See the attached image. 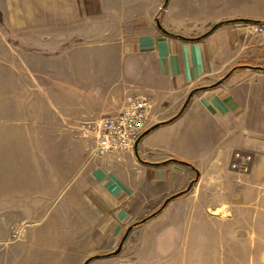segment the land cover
Here are the masks:
<instances>
[{"label":"crops","instance_id":"0c3cea01","mask_svg":"<svg viewBox=\"0 0 264 264\" xmlns=\"http://www.w3.org/2000/svg\"><path fill=\"white\" fill-rule=\"evenodd\" d=\"M241 18L260 22H230L199 41L158 25L196 38ZM263 20L264 0H0L8 152L37 159L30 183L0 185V202L19 188L33 196L20 225L0 208V264H85L99 254L87 264H199L197 253L201 264H264V71L241 69L194 94L179 119L133 149L99 157L82 135L128 95L152 101L149 130L240 62L264 65ZM236 151L255 155L241 181ZM195 179L114 254L131 225Z\"/></svg>","mask_w":264,"mask_h":264},{"label":"built area","instance_id":"2783aa9c","mask_svg":"<svg viewBox=\"0 0 264 264\" xmlns=\"http://www.w3.org/2000/svg\"><path fill=\"white\" fill-rule=\"evenodd\" d=\"M256 30L263 32L264 28L257 25ZM152 110L153 104L149 98L140 94L128 95L120 112L105 116L94 125H87L82 135L94 138L95 153L99 157L115 151L133 149L148 128ZM233 159L231 168L238 173V180H241L251 170L254 157L239 151L234 154Z\"/></svg>","mask_w":264,"mask_h":264},{"label":"rangeland","instance_id":"374dc122","mask_svg":"<svg viewBox=\"0 0 264 264\" xmlns=\"http://www.w3.org/2000/svg\"><path fill=\"white\" fill-rule=\"evenodd\" d=\"M251 23H254V22H251ZM3 81H4L3 85L5 87H9V79L6 78ZM12 100H13V96L9 95V93L3 94L0 97V150L4 151L0 155V185H6V187L9 185H26L30 183V174H29L28 169H32L35 166H37L36 164L37 159H30V157L28 156H25V155L22 156L21 153L20 155L19 154L15 155L14 153L10 154L8 152V149L11 148L13 145V143L9 142L8 140L12 139V135L14 133V130H13L14 128L12 125V112L11 110L9 111V107L12 106ZM95 143L96 141L94 139L88 138L85 142L86 148L88 150L89 149L91 150L93 146L95 147ZM263 145H264V141L262 143V152L264 153ZM236 152H239V151H236ZM243 153L250 154L246 152H243ZM253 157L255 160V155H253ZM233 158H234V155H233ZM233 158H232L231 164L234 160ZM31 161H33V163H31ZM252 165L253 163L251 164V167ZM15 191L17 192L15 196L16 199L13 196V197L7 198L6 201L3 200V202H0V208H4L6 210V217L9 220H10V214H11L12 219L17 221L15 222V224L20 225L21 220L24 217H29V215L27 216L25 214V213H28V211L26 210V208L22 206V203L26 202L27 199L32 198L33 196H32V193H30V191L28 190L27 191L20 190L19 188V190H15ZM55 197H58V195H56ZM16 200H17V203H16ZM8 202L9 203L15 202L14 207L9 205ZM11 222H14V221H11ZM203 256L204 255H201L200 253H197L195 255V259L199 264H201Z\"/></svg>","mask_w":264,"mask_h":264},{"label":"trees","instance_id":"16d2710c","mask_svg":"<svg viewBox=\"0 0 264 264\" xmlns=\"http://www.w3.org/2000/svg\"><path fill=\"white\" fill-rule=\"evenodd\" d=\"M230 22H244V23H251V22H260V21H255V20H252V19H233V20H225V21H222L220 23H216L214 24L205 34L199 36V37H196V38H185L181 35H177V34H174V33H171L167 30H165L163 27H161V30H163V32H165L166 34L170 35V36H173V37H177V38H182V39H185V40H190V41H199V40H202L204 38H206L207 36H209L212 32H214L218 27L224 25V24H227V23H230ZM258 67V68H256ZM260 67V68H259ZM246 68H250V69H256V70H259V71H264V65H261V66H256L254 65L253 63H248V62H240L239 64L235 65L234 67H232L229 72L223 76L217 83H215L214 85L212 86H209V87H201V88H198V89H195L193 90L187 100L185 101V103L183 104L182 108L179 110V112L177 114H175L173 117H171L170 119L166 120L165 122H162V123H159L155 126H153L152 128H150L147 132H145L140 140H142L149 132L153 131L154 129L158 128V127H161V126H164V125H168V124H171L173 123L174 121H176L177 119H179L185 112L186 110L188 109L189 107V104L194 96V94L198 93V92H201V91H204V90H207L209 88H215V87H218L221 83H223L225 80H227L233 73H235L236 71L238 70H241V69H246ZM139 140V141H140ZM172 161H177V162H180V163H183V164H186L188 166H191L192 168H194L193 164L189 163V162H186V161H181V160H172ZM196 182V179L189 185V187L177 194V195H174L170 198H168L166 200V202L161 206V208L155 212L154 214L140 220L139 222L131 225L129 227V230H128V233L126 234V237L128 236V234L131 232V230H133L136 226H139V225H142L144 224L145 222H147L148 220H150L151 218H153L154 216H156L159 212H161V210H163L165 208V206L173 199L177 198V197H183L185 196L186 194H188L193 186V184ZM109 255V254H108ZM100 256H106L104 254H99V255H94L93 257H91L90 259H88L85 264H87L90 260H92L93 258H96V257H100Z\"/></svg>","mask_w":264,"mask_h":264},{"label":"water","instance_id":"95a60500","mask_svg":"<svg viewBox=\"0 0 264 264\" xmlns=\"http://www.w3.org/2000/svg\"><path fill=\"white\" fill-rule=\"evenodd\" d=\"M159 25V27L161 28V25H160V23L158 24ZM256 68H258V67H256ZM260 68V67H259ZM159 124V123H158ZM157 125V124H156ZM153 126H155V125H153ZM152 126V127H153ZM151 127V128H152ZM148 131V130H147ZM147 131H145V132H147ZM139 142V141H138ZM138 142L136 143V145L138 144ZM191 186V185H190ZM128 230H129V228H128ZM128 230H127V232H126V234L128 233ZM126 234H125V236H124V238H123V241H122V243L119 245V247H118V249L114 252V254H118L120 251H121V248H122V246H123V242H124V240L126 239Z\"/></svg>","mask_w":264,"mask_h":264}]
</instances>
